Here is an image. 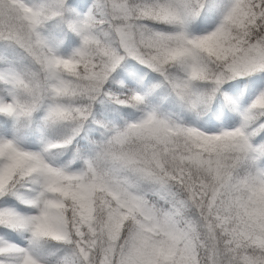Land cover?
<instances>
[{
    "label": "snow or ice",
    "instance_id": "obj_1",
    "mask_svg": "<svg viewBox=\"0 0 264 264\" xmlns=\"http://www.w3.org/2000/svg\"><path fill=\"white\" fill-rule=\"evenodd\" d=\"M0 264H264V0H0Z\"/></svg>",
    "mask_w": 264,
    "mask_h": 264
}]
</instances>
